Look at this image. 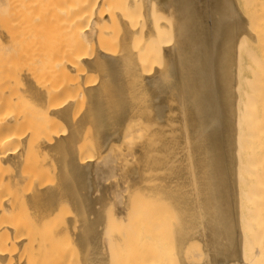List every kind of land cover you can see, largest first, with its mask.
I'll use <instances>...</instances> for the list:
<instances>
[{
	"label": "bare ground",
	"instance_id": "obj_1",
	"mask_svg": "<svg viewBox=\"0 0 264 264\" xmlns=\"http://www.w3.org/2000/svg\"><path fill=\"white\" fill-rule=\"evenodd\" d=\"M165 12L169 21L161 15ZM213 12L220 13L219 20L213 19ZM30 23L35 35L30 58L48 62L49 73L65 81L30 88L50 116L42 123L36 146L57 151L60 174L53 184L33 182L31 167L24 168L22 162L32 129L20 127L23 114L0 109V264H24L29 258L22 259L32 244L30 232L5 216L21 179L28 176L32 181L30 199L50 203L61 188L78 202L85 215L82 223L76 226V216H70L87 263L92 254L104 256L102 204L112 198L118 216L127 219L128 200L141 193V183L146 187L156 178L176 137L188 140V157L178 168L182 193L174 249L179 264H264V105L261 114L253 102L246 104L245 113L238 105L236 56L240 37L249 29L243 34L248 25L237 0H0V62L18 40L21 26ZM114 28H119L117 34ZM249 35L253 39L252 32ZM89 68L100 76L92 85L80 78ZM20 69L25 75L27 66ZM73 84L86 93L83 115L93 127L98 151L94 159L76 153L78 125L57 130L52 120L69 116ZM127 137H134L133 142L139 137L127 145L134 156L124 170L130 175L129 190L121 185L124 168L117 156ZM244 137L260 141L259 151L252 140L247 153L245 167L254 179L246 189L240 185ZM6 163L13 165L10 173L3 172ZM157 194L160 191L149 186L147 197L154 200ZM242 196L250 202L246 218ZM196 220L198 225L192 227ZM71 223L70 230L75 229ZM194 232L206 239V258L198 261L188 249L187 236ZM140 250L143 263L138 264H154L148 262L147 251L141 255ZM51 252L54 264H68L67 250Z\"/></svg>",
	"mask_w": 264,
	"mask_h": 264
},
{
	"label": "rangeland",
	"instance_id": "obj_2",
	"mask_svg": "<svg viewBox=\"0 0 264 264\" xmlns=\"http://www.w3.org/2000/svg\"><path fill=\"white\" fill-rule=\"evenodd\" d=\"M237 2L247 21L246 24L248 25V28L245 27L243 34L249 29L248 33L252 32L253 36L251 37L253 39H249L248 37H250V35L247 36V33L246 36H241L239 41L235 71L238 105L241 113H245L246 104L253 102L251 105H254L261 114L264 105V54L262 53V51H264V46L260 45H264V0H237ZM166 14L168 17L164 14L161 15L164 20L169 21L170 15L169 13ZM216 15L219 17L220 13L213 12V19L217 18L219 20L220 17L218 18ZM168 23L169 22H167V25ZM117 31H119V28H116V30L114 28L112 30L115 34H117ZM166 31L168 34L169 25ZM166 31L165 35L167 38ZM168 35L170 36V34ZM34 36V24L22 25L18 40L15 42L14 46L11 44L7 54H4L5 57L0 62V67L2 69V78L0 79V109L17 111L23 114L20 127H31L32 132L27 141V147L23 154L24 157L22 158V162L24 168L29 169V167H31V171H27L34 176L33 182L42 185L46 183H55L56 178L60 174L59 161L56 150L40 151L36 146L38 136L42 130V123L49 120L50 116L39 104L40 99L32 96L30 88H32V84L51 85L52 82L63 84L65 81L63 78L57 75L53 76V74L49 73L51 66L48 62L30 58L29 53L34 44ZM115 41L116 39H114V42ZM114 42L112 44H114ZM34 48L36 49V46H34ZM23 65L27 66L25 75L20 69ZM98 75V70L96 68H89L85 70L84 75L80 78L85 83L88 82L89 85H92L96 79L97 81L99 80L98 77L100 76ZM69 94L74 98L70 114L67 118H52L54 126L57 130L68 131L71 123L76 127L78 125L77 133L74 135L76 153L90 156V159H94L92 157L98 155V151L95 146L92 124L88 116H84L86 111L85 90L80 85L75 86L73 84ZM77 121H80V123H76ZM242 126L244 127V132H246V122L243 121ZM127 138V140L124 139L122 142V144L124 142H127V144L125 143L126 145L124 144V146L122 144L118 145L119 147L117 146L118 148L116 151L119 153L123 146L122 151L119 153L120 155L117 154L120 162L119 166L121 169L124 168L119 173V176L121 178V185L129 190L131 185L130 175L127 176L124 170L126 164L128 163L127 165H129L132 159L134 160V156L131 153L132 150L130 151L132 148L128 149L134 137L133 140L129 139V137ZM137 138L135 141L138 140ZM129 140H131L130 144ZM252 140L254 141L253 145L255 149L259 151L260 141L257 137L253 139L244 137L242 140L243 146L240 149V169L243 175V180L240 181V185L242 189H246L248 184L254 179V175L245 167L248 159L247 153L251 150ZM128 144L129 146H127ZM170 147V152L166 157L163 156L160 168L155 172L156 178L149 182L146 187L144 183H141L139 187L141 193L139 195L136 193L134 197H137L128 200L129 207L131 208H129L128 211H131H127L129 214H127L128 216L126 215V217H128L127 219H121L120 216H118V212L116 211L118 205L112 202V198L106 200L107 202L102 204V207L105 209L102 217L106 226V235L104 236L107 241L106 245L104 244V253L102 252L104 256L101 257L100 254H92L87 263L83 262L85 259H83L84 252L81 246L82 244H80V240L79 242L76 240L75 236V232L78 230L76 226L78 223H82L81 218L85 216L83 212H79L80 206L78 202H76L66 190L61 188H58L56 197L52 198L50 203H47L46 199H40L38 201L34 198L30 199L28 191L29 184H31L32 181L27 178L28 176L23 180L21 179V188L17 190L14 199L10 202L12 209L8 211L5 216L12 220H18L21 231L30 232L29 236L31 237H29V239L31 238L32 244L26 247L29 251L26 250V252L24 251L23 253V257H29L27 261L24 260L25 257H22L23 261H26L24 264H54L50 254L54 256L55 253H49L50 250H54L55 252L56 250L60 252L67 250L69 254L68 259L70 258L68 264H138L143 263L141 261L142 258L140 259L141 256L139 255V257L137 255L140 250L139 248L142 249L140 250L141 253L139 252L141 255L147 251L148 254L146 253V255H148V257L146 255L145 257L149 259L148 262L150 263L179 264L178 255L174 249V228L178 223L179 213L177 203L182 193L178 168L182 164V158L188 157V140L185 138L181 142V140L176 137L171 140ZM40 162L44 164L41 165ZM2 168L4 173H10L13 169V165L6 163ZM24 168H22L23 171L26 170ZM139 171L143 174L141 169H139ZM105 185H107V183ZM149 186L160 191V195L157 194L158 197L156 196V198L159 199L155 198L156 200H153V198L147 197ZM126 195L127 194H125V196ZM148 198L151 201H149ZM241 202L242 215L246 218L249 216L247 207L250 206V202L244 196H242ZM46 209H50V212L48 211L47 213ZM70 215L76 216V226L73 221L74 218ZM69 216V224L72 221L71 225L74 222L73 225L75 226V229H72L74 230L73 233L72 230H70L71 228L67 220ZM197 225L198 222L196 220L192 227H196ZM57 227H60V229H57ZM187 237L190 239L188 249L191 250L190 253L192 255L189 254L192 256L193 260L195 259L198 261L205 259L207 255L205 237L202 236L200 232H194ZM35 244H37V247ZM34 258L36 260H34ZM151 259L152 261H150ZM143 261H145V259Z\"/></svg>",
	"mask_w": 264,
	"mask_h": 264
}]
</instances>
